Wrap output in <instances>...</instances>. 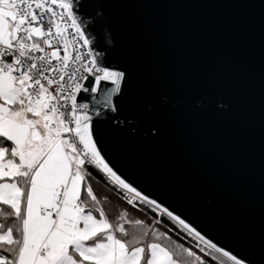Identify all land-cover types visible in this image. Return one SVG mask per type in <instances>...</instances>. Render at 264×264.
Masks as SVG:
<instances>
[{"label": "snow or ice", "instance_id": "6c2138e0", "mask_svg": "<svg viewBox=\"0 0 264 264\" xmlns=\"http://www.w3.org/2000/svg\"><path fill=\"white\" fill-rule=\"evenodd\" d=\"M118 6L0 0V264H264V231L258 241L214 242L185 209L146 192L108 157L111 113L138 89L132 64L114 61L115 46L105 43ZM217 108L227 116L231 104ZM150 130L163 134L157 123ZM89 166L158 218L126 221L121 212L110 221ZM164 217L198 251L153 227Z\"/></svg>", "mask_w": 264, "mask_h": 264}, {"label": "water", "instance_id": "95a60500", "mask_svg": "<svg viewBox=\"0 0 264 264\" xmlns=\"http://www.w3.org/2000/svg\"><path fill=\"white\" fill-rule=\"evenodd\" d=\"M113 2L105 43L115 46L114 61L132 64L138 89L111 113L108 157L146 192L185 209L214 242L258 241L264 0ZM82 95L91 107V94ZM220 101L231 104L229 115Z\"/></svg>", "mask_w": 264, "mask_h": 264}, {"label": "trees", "instance_id": "16d2710c", "mask_svg": "<svg viewBox=\"0 0 264 264\" xmlns=\"http://www.w3.org/2000/svg\"><path fill=\"white\" fill-rule=\"evenodd\" d=\"M88 170L95 177L91 181L93 191L98 199L101 200L102 206L105 208L110 221L117 222V217L121 212L127 213L126 221L142 219L145 221V224H152L153 219L158 218L157 214L149 206L139 201H135L134 205L127 204V201L123 199V194L120 193L118 195L117 191L114 190V186L107 181L106 176L99 172V170L91 166H89ZM124 226L129 231L134 230V226L129 223H125ZM153 227H156L159 231H167L172 243H182L186 247H193L194 250H197L194 247L196 241L192 237H188L186 233L169 221L167 217L163 218L162 224H154Z\"/></svg>", "mask_w": 264, "mask_h": 264}, {"label": "built area", "instance_id": "2783aa9c", "mask_svg": "<svg viewBox=\"0 0 264 264\" xmlns=\"http://www.w3.org/2000/svg\"><path fill=\"white\" fill-rule=\"evenodd\" d=\"M82 102H86V101H82ZM86 103H88V102H86Z\"/></svg>", "mask_w": 264, "mask_h": 264}]
</instances>
